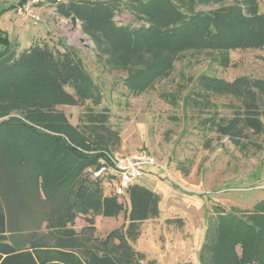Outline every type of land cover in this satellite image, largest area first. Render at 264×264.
<instances>
[{
	"label": "trees",
	"instance_id": "trees-1",
	"mask_svg": "<svg viewBox=\"0 0 264 264\" xmlns=\"http://www.w3.org/2000/svg\"><path fill=\"white\" fill-rule=\"evenodd\" d=\"M222 1L131 0L126 7L143 22L138 28L115 25L116 1H75L59 12L79 20L97 45L96 55L106 54L105 65L126 72L123 83L137 94L167 77L184 53L204 52L226 67L230 51L247 44L262 49L264 15L255 13L254 0H240L250 10L233 5L196 10L198 4ZM9 50V45L0 50V118L13 111L24 116L0 121V264H156L144 262L131 244L140 235L137 224L159 214L158 195L144 186L135 183L124 192L129 223L123 233L114 230L99 241L74 229L79 216L92 225L95 216L115 218L123 212L118 195L103 194L102 179L111 171L101 163L103 155L86 153L92 144L76 130L81 126L100 146L109 144L108 114L87 107L72 126L64 113H47L57 103H101L82 62L68 51L58 57L48 47L32 46L14 60ZM193 93L204 104L211 94L239 98L241 111L217 123L216 131L240 151L251 146L264 153V146L249 140L264 134V79L226 82L201 75ZM100 168H106L100 178L85 174ZM114 177L112 172L106 176L108 185ZM206 235L201 264H264V199L239 216L222 211Z\"/></svg>",
	"mask_w": 264,
	"mask_h": 264
},
{
	"label": "rangeland",
	"instance_id": "rangeland-1",
	"mask_svg": "<svg viewBox=\"0 0 264 264\" xmlns=\"http://www.w3.org/2000/svg\"><path fill=\"white\" fill-rule=\"evenodd\" d=\"M75 1L81 0H66L57 5L51 14L57 19L50 31L54 39L41 38L31 47H48L58 57L68 51L78 58L93 79L97 89L94 88L101 94V103L97 106L87 101L82 106L57 103L47 113H64L72 126L79 124V118L87 107L93 113H107V126L113 133L109 144L100 146L92 136L82 131L81 126L76 130L81 138H85V143L92 144L93 149L85 152L102 154L104 162L101 163L108 169L107 164L114 155L125 156L145 151L152 156L155 165L147 166L135 183L158 195L159 214L155 219L137 224L140 235L131 244L143 254L144 262L201 264L199 251L207 239V232L217 221V215L225 211L239 216L264 199V153L251 146L240 151L227 137L219 135L217 123L232 118L236 109L241 111V100L231 94H211L208 104H204L194 96L196 81L201 75L226 82L238 77L264 79V46L262 49H252L247 44L244 49L230 51L226 67L218 65L213 55L184 53L175 61L167 77L136 94L123 83L126 72L105 65L104 61L108 60L106 54L96 55L98 49L94 46L97 45L81 28L79 20L72 15L65 17L60 14L59 8H67L70 2ZM89 1H116L118 8L112 21L117 26L138 28L143 25L126 7L131 0ZM253 3L256 5L255 13L264 15V0H254ZM232 5L241 10H250V5L240 0L198 4L196 10L209 12ZM47 31L43 24L34 26V34L28 36L27 41ZM9 51L14 55V60L25 50ZM63 90L73 95L71 88L65 87ZM33 91L39 90L33 88ZM20 115L13 111L0 121L24 116ZM208 120L211 122H206ZM262 120L264 122V118ZM250 139L264 146V134H252ZM92 171L87 169L85 174L96 178ZM106 172L102 187L103 194L109 196L113 195V185H108L105 180L111 171ZM42 195L41 192L40 197ZM118 202L122 204L123 212L117 217L95 216L93 224L89 225L86 217L79 216L74 220V229L88 239L98 238L99 241L114 230L123 233L129 223L126 194L119 195Z\"/></svg>",
	"mask_w": 264,
	"mask_h": 264
},
{
	"label": "built area",
	"instance_id": "built-area-1",
	"mask_svg": "<svg viewBox=\"0 0 264 264\" xmlns=\"http://www.w3.org/2000/svg\"><path fill=\"white\" fill-rule=\"evenodd\" d=\"M64 2L66 0H23L14 6V10L23 20L37 24L41 21L39 9L49 8L54 12L57 5ZM107 165L115 176L110 183V186L113 185L112 192L119 196L142 177L147 166H154L155 162L147 152L138 151L125 156L114 155ZM105 170L106 168H100L93 172V176L100 177Z\"/></svg>",
	"mask_w": 264,
	"mask_h": 264
},
{
	"label": "crops",
	"instance_id": "crops-1",
	"mask_svg": "<svg viewBox=\"0 0 264 264\" xmlns=\"http://www.w3.org/2000/svg\"><path fill=\"white\" fill-rule=\"evenodd\" d=\"M23 0H0V50L5 45H9L12 50L23 51L31 47V45L39 41V39H50L52 41V35L50 31L53 28L54 21L52 10L49 8H41L38 10L41 21L37 24H33L31 21L23 20L13 10L14 6L21 3ZM55 16V15H54ZM43 24L48 31L46 33H39V35L32 41H27L28 36L32 37L34 34V26Z\"/></svg>",
	"mask_w": 264,
	"mask_h": 264
},
{
	"label": "water",
	"instance_id": "water-1",
	"mask_svg": "<svg viewBox=\"0 0 264 264\" xmlns=\"http://www.w3.org/2000/svg\"><path fill=\"white\" fill-rule=\"evenodd\" d=\"M72 21H73V22H75V19H74V18H72Z\"/></svg>",
	"mask_w": 264,
	"mask_h": 264
}]
</instances>
